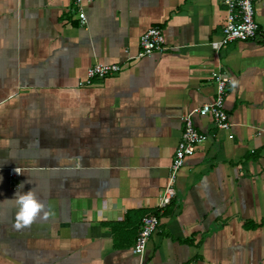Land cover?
<instances>
[{
    "label": "crops",
    "instance_id": "obj_1",
    "mask_svg": "<svg viewBox=\"0 0 264 264\" xmlns=\"http://www.w3.org/2000/svg\"><path fill=\"white\" fill-rule=\"evenodd\" d=\"M255 13V37L216 52L223 0H92L84 27L71 0H0V264H264V0ZM152 26L167 50L129 60ZM95 63L122 71L80 86ZM219 69L232 127L194 118L207 140L157 210ZM28 191L51 215L17 229ZM133 212L159 218L142 260Z\"/></svg>",
    "mask_w": 264,
    "mask_h": 264
},
{
    "label": "built area",
    "instance_id": "obj_2",
    "mask_svg": "<svg viewBox=\"0 0 264 264\" xmlns=\"http://www.w3.org/2000/svg\"><path fill=\"white\" fill-rule=\"evenodd\" d=\"M258 1L260 0H223L226 20L222 26L220 38L210 43V47L214 51L217 52L231 43L244 42L255 37L258 31L255 3ZM91 2L92 0H71L79 23L83 27L87 25L85 5ZM139 46V53L129 60H141L153 54L165 52L167 47L165 46L163 30L159 26L149 27L140 37ZM121 71L122 66L117 64L95 63L87 69L86 80L80 82L79 85H89L95 79L105 80L119 74ZM230 84L231 79L221 73L219 69L214 75L215 95L213 100L182 116L183 130L174 152L166 186L159 198L157 210H163L171 204L175 197V183L186 159L192 157L196 147L207 140V136L196 129L194 118H210L219 131H229L231 129L232 123L225 109V98ZM8 174L13 182L19 179V171L16 169H10ZM158 226L159 218L157 214L150 212L142 217L133 247L134 253L141 260L144 258L147 244L151 236L157 231Z\"/></svg>",
    "mask_w": 264,
    "mask_h": 264
},
{
    "label": "clouds",
    "instance_id": "obj_3",
    "mask_svg": "<svg viewBox=\"0 0 264 264\" xmlns=\"http://www.w3.org/2000/svg\"><path fill=\"white\" fill-rule=\"evenodd\" d=\"M17 203L19 205V211L16 217L17 223L15 224L17 229L29 225L34 218L41 213H43L44 218L51 215L50 210L45 211V206L36 199L31 191L19 195L17 197Z\"/></svg>",
    "mask_w": 264,
    "mask_h": 264
},
{
    "label": "trees",
    "instance_id": "obj_4",
    "mask_svg": "<svg viewBox=\"0 0 264 264\" xmlns=\"http://www.w3.org/2000/svg\"><path fill=\"white\" fill-rule=\"evenodd\" d=\"M145 212H133V213H128L127 219H131V217H135L138 215L141 219L145 215Z\"/></svg>",
    "mask_w": 264,
    "mask_h": 264
}]
</instances>
